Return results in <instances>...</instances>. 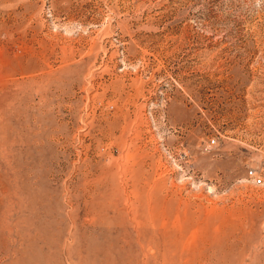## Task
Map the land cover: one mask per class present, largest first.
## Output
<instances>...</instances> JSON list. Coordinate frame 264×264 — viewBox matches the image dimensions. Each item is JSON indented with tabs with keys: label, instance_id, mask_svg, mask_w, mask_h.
I'll return each instance as SVG.
<instances>
[{
	"label": "rangeland",
	"instance_id": "rangeland-1",
	"mask_svg": "<svg viewBox=\"0 0 264 264\" xmlns=\"http://www.w3.org/2000/svg\"><path fill=\"white\" fill-rule=\"evenodd\" d=\"M0 264H264V0H0Z\"/></svg>",
	"mask_w": 264,
	"mask_h": 264
},
{
	"label": "built area",
	"instance_id": "built-area-1",
	"mask_svg": "<svg viewBox=\"0 0 264 264\" xmlns=\"http://www.w3.org/2000/svg\"><path fill=\"white\" fill-rule=\"evenodd\" d=\"M250 176L254 179L255 184L261 185L263 183L262 178H260L259 176H256L255 172L251 171Z\"/></svg>",
	"mask_w": 264,
	"mask_h": 264
}]
</instances>
